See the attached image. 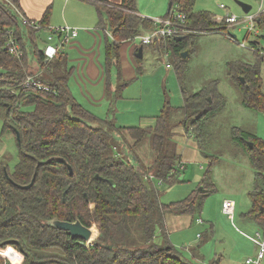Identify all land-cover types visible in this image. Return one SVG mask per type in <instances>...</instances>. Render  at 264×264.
Returning <instances> with one entry per match:
<instances>
[{
  "label": "trees",
  "instance_id": "obj_1",
  "mask_svg": "<svg viewBox=\"0 0 264 264\" xmlns=\"http://www.w3.org/2000/svg\"><path fill=\"white\" fill-rule=\"evenodd\" d=\"M83 1L95 7L97 28H108L110 32V39L106 37L104 43L105 93L112 103L128 84L122 80L112 89L109 82L111 67L121 79L118 48L139 33L151 30L153 21L138 14L137 0H121L119 4ZM169 1V11L176 6L185 15L184 27L190 32L181 40L162 39L142 46H154L162 56H171L183 106L175 108L166 103L153 117L152 126L120 127L109 117L92 114L72 95L68 87L72 70L64 48L52 60L44 61L42 47L36 45L43 46L45 41L42 31L47 27L49 9L36 20L41 28L34 30L21 24L14 9L19 10V0H0V108L4 111L5 126L19 135L18 159L13 170L7 171L5 165L0 167V264H195L169 242L166 219L200 209L204 197L214 190L213 184L204 178L202 190L165 204L160 202L151 183L153 179L171 182L180 172L176 167L180 155L171 139L175 134L172 127L177 124L171 122V114H182L184 127L188 117H193L191 124L197 126L224 105L217 83L211 82L208 90L194 93L185 89L186 59L180 54L190 50L201 36L197 32L219 29L217 33L223 34L227 28L222 24L213 28V14L195 10V0ZM8 31L20 44L19 58L4 47ZM237 67L228 74L233 82L239 80L238 76L244 79L243 84L239 80L236 85L241 104L255 109L264 98L259 67ZM136 70L138 74L142 71L140 66ZM35 73V80L48 86V90L23 86L26 78ZM147 134L151 136L154 157L150 165L142 166L130 153ZM231 138L243 148L254 170V184L248 192L251 209L242 217L264 227V152L256 138L246 131L233 130ZM67 166L71 167V175ZM33 176L29 188L20 187L28 185ZM52 219L79 220L92 229V241L86 244L50 226L47 222ZM157 232L162 237L160 243L155 241Z\"/></svg>",
  "mask_w": 264,
  "mask_h": 264
},
{
  "label": "rangeland",
  "instance_id": "obj_2",
  "mask_svg": "<svg viewBox=\"0 0 264 264\" xmlns=\"http://www.w3.org/2000/svg\"><path fill=\"white\" fill-rule=\"evenodd\" d=\"M238 2L248 4L250 11L244 13ZM168 3L169 0H137L136 5L141 15L154 20L166 15ZM63 4L64 0H56L51 9V12L56 11L55 21L60 17L59 11L61 12ZM99 4L103 6L102 3ZM220 5L226 8L221 9ZM194 9L211 12L216 24L213 28L222 24L227 30L223 34L217 33L220 32L219 29L205 33L197 32L201 36L197 37L190 47L183 85L189 93H194L208 90L211 82L217 83L216 89L223 97L224 105L221 110L212 114L214 117L209 116L201 120L197 126L191 124L193 117H188L185 121L186 128L182 114H171V122L177 124L172 127L175 134L171 139L180 155L183 169H179L176 179L171 182L153 179L150 183L159 193L160 202L168 204L187 198L193 191L202 187V180L207 178L209 183L213 184L214 190L204 197L200 209H195L191 214L167 217L169 242L181 256L195 264H211L213 261L217 264H244L245 260L255 257L257 252L255 244L248 236L256 231L264 234V227L242 217V214L251 209L248 192L254 184V170L243 148L231 138V134L236 129L250 133L264 152V98L262 104L255 109L244 107L236 86L240 83L241 76L233 82L228 72L231 69L236 71L240 64H257L260 91L264 95V0H195ZM226 14L234 16L236 23L228 26L216 20L222 19ZM249 16H255L256 21L252 32H248L246 20ZM102 29L96 30L103 38ZM144 34L146 31L139 33V36ZM88 40L91 41L90 38ZM138 43L140 44V40L135 38L130 41V46H136ZM36 46L42 47L40 43ZM103 48L104 42L101 50ZM64 49L70 57L72 53L67 48ZM149 51L153 53V57L158 55L159 58L155 60L145 51L143 58L138 60L142 67L141 74L125 79L128 84L116 96L114 102L109 103L107 95L97 102L86 99L94 103L92 109L96 112L84 107L99 118L113 119L120 127L152 126L153 117L159 114L166 103L181 108L183 99L171 56H162V53L154 50V46H151ZM127 59L134 60L132 52L126 56L122 54L123 63H126ZM103 63L105 64L104 55ZM166 63L171 66L166 67ZM68 65L71 66V62H68ZM120 78H117L116 69L111 67L109 82L112 89L123 80V77ZM89 90L95 99L102 96V86H92ZM79 100L77 101L82 103L83 100ZM3 112L0 108V167L5 165L6 170L11 172L17 162L18 151L13 131L4 124ZM116 136L117 139L121 137ZM150 143L151 136L147 134L141 143L132 147L130 156L135 155L139 165L151 164L154 154ZM249 143L251 142H247L248 146ZM225 199L234 202L235 214L232 219L220 213V206ZM198 219L200 223L197 222ZM155 241L162 242L159 232L156 233ZM260 264H264V255Z\"/></svg>",
  "mask_w": 264,
  "mask_h": 264
},
{
  "label": "crops",
  "instance_id": "obj_3",
  "mask_svg": "<svg viewBox=\"0 0 264 264\" xmlns=\"http://www.w3.org/2000/svg\"><path fill=\"white\" fill-rule=\"evenodd\" d=\"M107 1L111 4H119L121 0H107ZM55 2L56 0H19V10L22 12V14L25 17L34 21L36 20L38 21L42 18L45 10L48 8L50 14L51 13L52 14L51 16L49 14V17L46 20L47 27L66 25L77 29L76 38L71 42L70 45L65 47L68 49V51L72 53L71 55L72 57L68 56V53L65 49L63 50V52L66 54L67 63L71 62V66L68 65V67L71 68L72 70L71 76L68 81V87L76 100H79L78 97H80L81 100H83V101L79 100L82 102L80 104L82 105L84 104L83 106H85L87 109L96 112L94 109H92L94 107L93 105L94 103H91L89 101L91 100L97 102L98 100H100L101 98L103 99L106 96L105 64L103 63V55L105 57V53H104V48L101 50V47L103 45V42L105 43L106 37L110 39V32L108 28L105 29L103 31L104 37L102 38L101 34L96 30L98 28H95L97 24L96 22L97 13L95 7L92 4L87 3L83 0H64V4L61 9V12L59 11L60 17L58 18L57 21H55L54 18L56 11L51 12L52 11L51 9L54 6ZM137 12L140 16L144 17L139 13L138 9ZM44 34L45 33L43 32L42 35ZM89 38L91 39V41L88 40ZM140 46L142 45L138 43V45L136 46L134 45L131 47L130 41H125L121 43L118 48L117 64L119 66L120 75L121 77H123L122 79L124 81L125 79L133 78L134 75H138L136 69L137 67L140 66L138 60L141 59L135 58L134 54ZM128 50H130V52ZM149 50L150 48L143 47L142 55L144 56L145 51H147L149 56L153 57L154 56L152 55L153 53L151 54ZM131 52L134 60L130 61L129 59H127L126 63H123L122 54L126 56V54ZM157 56L158 55H156V57L153 58L157 60L158 59ZM122 68H124V70H122ZM92 86H102L103 87L102 96H99V98L95 99L94 94L89 90ZM86 99L89 101H87ZM212 117H214V115ZM224 201H230L234 205V202L231 199L228 200L225 199ZM222 204L219 209L220 213L222 215L223 214L226 215L227 217L229 216V218L232 219L233 215L235 214L234 206L232 208V214L228 215L223 212ZM221 210L223 213L221 212Z\"/></svg>",
  "mask_w": 264,
  "mask_h": 264
},
{
  "label": "built area",
  "instance_id": "obj_4",
  "mask_svg": "<svg viewBox=\"0 0 264 264\" xmlns=\"http://www.w3.org/2000/svg\"><path fill=\"white\" fill-rule=\"evenodd\" d=\"M175 8V9H174ZM172 8L167 16L159 19H151L153 21V28L146 31V34L137 36L140 40V44L144 46H149L155 41L159 40H171L173 38L182 37L186 33L190 32L186 27H184L185 15L177 11L176 6ZM221 9H225L223 5H220ZM17 13L21 24L24 26L37 30L41 26L37 21L31 20L25 17L17 8H14ZM216 19V18H215ZM222 21L227 25L236 23V18L228 14L222 19H216ZM248 22V32L254 30L256 21L255 16H249L246 20ZM44 32L45 41L42 46V53L44 61L47 62L52 60L63 48L71 44V42L77 36V29L69 26H56V27H45ZM228 34V33H227ZM10 54H13L17 58L21 57L22 51L20 44L16 41L13 32H7V38L4 46ZM167 56V53H165ZM170 63H166V67H170ZM38 74L30 75L24 81V87L32 86L39 90H48V86L35 80ZM178 169H183L182 162L179 161L177 166ZM160 181V180H159ZM233 203L230 201H224L222 204V210L224 213L232 214ZM200 223L201 221L198 220ZM250 240L256 246V255L253 258L244 261V264H260L261 259L264 255V234L260 231L254 232L253 235L248 236Z\"/></svg>",
  "mask_w": 264,
  "mask_h": 264
},
{
  "label": "water",
  "instance_id": "obj_5",
  "mask_svg": "<svg viewBox=\"0 0 264 264\" xmlns=\"http://www.w3.org/2000/svg\"><path fill=\"white\" fill-rule=\"evenodd\" d=\"M238 5L240 6L241 10L244 12V13H248L251 9V7L248 5V4H245V3H241V2H238ZM170 6H171V3L169 2L168 3V8H167V12L169 11L170 9ZM229 36H232L234 37L233 35H231L229 32H227ZM182 37H177L176 40H181ZM142 51H143V47L140 46L138 48V50L135 52L134 56L135 58L137 59H142ZM188 53H189V49H185L183 52H181L180 56L182 59H186L187 56H188ZM240 82L243 84L244 83V79L241 77L240 78ZM208 100H210L208 98ZM15 138H16V141L18 142L19 140V135L18 133L15 131ZM252 144L249 143V147H251ZM68 167V170H69V174L71 175L72 174V170H71V167L70 166H67ZM4 174L7 176V173L4 171ZM98 178V176H96ZM34 181V176L31 180V182L28 184V185H25V186H20V187H23V188H29L32 183ZM10 182L12 184H14L11 180ZM16 185V184H14ZM17 187H19L18 185H16ZM199 190H202V187L199 188ZM50 226L56 228V229H59V230H62V231H65L68 235H70L72 238H78L86 243H90L93 239V231L91 228L89 227H86L84 226L79 220H75L73 222H69V221H62V220H57V219H52V220H49L47 222ZM107 248H111V245H108Z\"/></svg>",
  "mask_w": 264,
  "mask_h": 264
}]
</instances>
